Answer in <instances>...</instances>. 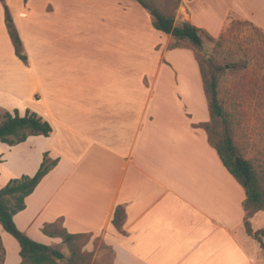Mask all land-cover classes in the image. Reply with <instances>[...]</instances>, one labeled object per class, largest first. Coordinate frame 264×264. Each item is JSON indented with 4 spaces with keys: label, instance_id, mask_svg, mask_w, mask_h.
I'll list each match as a JSON object with an SVG mask.
<instances>
[{
    "label": "crops",
    "instance_id": "crops-1",
    "mask_svg": "<svg viewBox=\"0 0 264 264\" xmlns=\"http://www.w3.org/2000/svg\"><path fill=\"white\" fill-rule=\"evenodd\" d=\"M177 4L175 26L217 36L234 16L264 31V0ZM14 9L0 0V112L36 113L52 130L0 142V188L34 175L44 154L56 160L14 214L17 228L57 249L62 238L45 224L89 235L90 264L96 240L111 248L109 264H264V248L245 231L244 189L202 126L211 118L195 49L171 47L137 0H16ZM118 206L121 230L112 222ZM261 216L250 218L254 231L264 229ZM0 240L3 264H20L19 243L1 224Z\"/></svg>",
    "mask_w": 264,
    "mask_h": 264
},
{
    "label": "trees",
    "instance_id": "trees-1",
    "mask_svg": "<svg viewBox=\"0 0 264 264\" xmlns=\"http://www.w3.org/2000/svg\"><path fill=\"white\" fill-rule=\"evenodd\" d=\"M147 10H155L145 0H137ZM152 17L153 28L173 38L171 47H178L182 41H187L194 49H199L203 45L206 31L198 28L188 21L180 25H174V18L158 12ZM4 20L9 38L11 39L16 56L26 62L23 43L18 34L17 28L9 13L8 8L4 7ZM248 22V21H245ZM257 30L258 27L248 22ZM264 32V31H263ZM203 77L205 93L209 101L210 121L202 126L207 132L209 142L216 149L220 160L228 172L241 184L245 192L242 202L244 211V226L248 235L258 239L259 233L264 234V229L253 231L250 226V218L264 208V171L257 173L252 162L246 158L240 146L234 139V131L229 124L227 111L223 109L219 99L217 88V78L211 75L207 79L200 64ZM220 125L223 123L224 130L217 132L216 141L211 140L209 133L211 124ZM52 128L48 121L33 112H26L19 115L17 110L13 113L8 111L0 112V142L15 145L30 135H49ZM217 129H215L216 131ZM56 164V160H51L44 154L43 160L37 172L32 175H21L10 179L0 188V224L10 233L19 243V254L22 258L20 264H88V254L83 253L77 240L85 236L81 233H69L60 222L45 224L42 231L49 236L62 238L63 245L68 246L69 255L66 256L60 249L36 242L20 231L13 221V216L25 207V198L33 192L42 177ZM124 210L121 206L115 209L113 224L118 229H122ZM4 261V248L0 240V264Z\"/></svg>",
    "mask_w": 264,
    "mask_h": 264
},
{
    "label": "rangeland",
    "instance_id": "rangeland-1",
    "mask_svg": "<svg viewBox=\"0 0 264 264\" xmlns=\"http://www.w3.org/2000/svg\"><path fill=\"white\" fill-rule=\"evenodd\" d=\"M145 1L158 12L171 16L178 5V0ZM7 4L14 12L16 0H7ZM245 21L248 20L231 16L219 35L212 36L206 31L203 45L195 53L207 79L216 76L219 99L227 111L234 139L261 174L264 171V32ZM32 56L40 58V52ZM220 130H224L223 123L211 124L212 141H216ZM259 219L264 221V216ZM89 239L85 235L77 240L81 251L88 254V264L92 262L93 252L84 251L83 246ZM257 241L264 248L263 233H259ZM95 243L99 256L92 264H109L113 256L111 248L99 240ZM60 250L69 255L68 246L63 245Z\"/></svg>",
    "mask_w": 264,
    "mask_h": 264
},
{
    "label": "water",
    "instance_id": "water-1",
    "mask_svg": "<svg viewBox=\"0 0 264 264\" xmlns=\"http://www.w3.org/2000/svg\"><path fill=\"white\" fill-rule=\"evenodd\" d=\"M156 13H157V12H156L155 10H152V11H151V15H152V16L156 15Z\"/></svg>",
    "mask_w": 264,
    "mask_h": 264
}]
</instances>
